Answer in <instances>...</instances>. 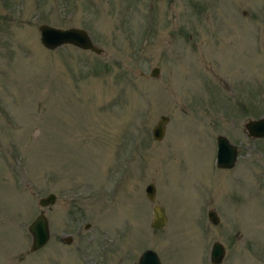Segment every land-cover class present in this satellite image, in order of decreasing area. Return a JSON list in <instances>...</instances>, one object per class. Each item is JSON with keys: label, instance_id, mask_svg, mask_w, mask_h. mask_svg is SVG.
<instances>
[{"label": "rangeland", "instance_id": "374dc122", "mask_svg": "<svg viewBox=\"0 0 264 264\" xmlns=\"http://www.w3.org/2000/svg\"><path fill=\"white\" fill-rule=\"evenodd\" d=\"M42 23L101 52L47 50ZM263 26L264 0H0V264H132L146 248L210 264L212 241L219 264H264V138L243 127L264 115ZM217 135L237 148L230 169ZM50 192V238L29 252Z\"/></svg>", "mask_w": 264, "mask_h": 264}, {"label": "water", "instance_id": "95a60500", "mask_svg": "<svg viewBox=\"0 0 264 264\" xmlns=\"http://www.w3.org/2000/svg\"><path fill=\"white\" fill-rule=\"evenodd\" d=\"M38 39L42 47L47 50H54L64 45H70L80 50H88L95 54H99L101 49L93 44L89 33L77 27L59 28L42 23L37 27ZM262 46L264 49V26L262 31ZM158 68L153 67L149 71L150 77L157 76ZM168 118L160 115L150 130V136L155 141H160L164 134L165 123ZM243 127L247 136L251 138H264V115L248 119L244 122ZM215 161L214 164L218 168H231L237 157L236 147L229 143L223 135H218L215 138ZM144 195L150 202L154 201L155 187L149 182L144 187ZM56 200L53 193L37 199V205L42 209L26 226V230L30 236L29 251L35 250L43 246L49 238V227L45 217L43 208L52 205ZM207 219L211 223L217 222V216L214 211L207 212ZM166 217L163 207L159 204H153L151 208V219L149 226L154 230H160L165 226ZM87 226V225H85ZM224 254L223 246L218 241H213L210 246L208 259L211 264H219ZM133 264H161L156 253L151 249H144Z\"/></svg>", "mask_w": 264, "mask_h": 264}, {"label": "flooded vegetation", "instance_id": "af4514ba", "mask_svg": "<svg viewBox=\"0 0 264 264\" xmlns=\"http://www.w3.org/2000/svg\"><path fill=\"white\" fill-rule=\"evenodd\" d=\"M218 136V135H217ZM225 137V136H224ZM216 138V137H215ZM227 139V138H226ZM228 140V139H227ZM229 141V140H228ZM230 143V142H229ZM232 144V143H231ZM235 146V145H234ZM215 148H216V146H215ZM237 149V148H236ZM237 158V157H236ZM235 162H236V160H235ZM235 164V163H234ZM234 166V165H233ZM232 166V167H233ZM231 167V168H232ZM218 168V167H217ZM224 169V168H223ZM228 169H230V168H228ZM37 202V201H36ZM49 206H47V207H45V208H48ZM41 210V209H40ZM39 210V211H40ZM208 211H210V210H208ZM208 211H206V218H207V212ZM211 211H213V210H211ZM45 214V213H44ZM217 216V215H216ZM45 217H46V215H45ZM46 219H47V217H46ZM218 219V218H217ZM208 220V219H207ZM209 222H210V220H208ZM47 222H48V227H49V221H48V219H47ZM217 222H218V220H217ZM216 222V223H217ZM211 223V222H210ZM213 224V223H212ZM215 224V223H214ZM49 238H50V231H49ZM49 238H48V240H49ZM63 239V241H66L67 243H68V241L70 240V237H67V236H65V237H63L62 238ZM48 240H47V242H48ZM47 242L43 245V246H45L46 244H47ZM213 242V241H212ZM211 242V243H212ZM43 246H41L40 248H38V249H35V250H32V251H29V252H36V251H38V250H40ZM210 246H211V244H210ZM223 246V245H222ZM223 249H224V247H223ZM209 250H210V248H209ZM224 254H225V250H224ZM224 254H223V257H224ZM208 255H209V252H208ZM223 257H222V259H223ZM208 261H209V259H208ZM210 263V262H209ZM133 264V263H132ZM211 264V263H210Z\"/></svg>", "mask_w": 264, "mask_h": 264}]
</instances>
